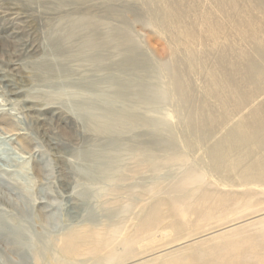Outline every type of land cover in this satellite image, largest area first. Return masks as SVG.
I'll return each instance as SVG.
<instances>
[{"label": "rangeland", "instance_id": "rangeland-1", "mask_svg": "<svg viewBox=\"0 0 264 264\" xmlns=\"http://www.w3.org/2000/svg\"><path fill=\"white\" fill-rule=\"evenodd\" d=\"M58 1L0 0V12L17 14L23 18L22 22L26 23V27L20 24V37L24 40L17 38L12 42L7 41L6 54L2 56L0 52V70H5L6 79L11 82L17 93L12 95L8 82H0V118L5 119V123H11L0 125V144L5 145L10 156L9 162L0 159V166L8 171V174L14 171L27 174L23 183L33 198L34 213L38 217L43 214V219L38 220L37 228L51 232L49 237L61 234L72 226L85 223L102 225L107 222V216L101 208L114 199L103 193L104 189L110 188L109 177L103 174L104 170L99 171L94 167L88 169V165H91L89 161L87 165V160L81 157L83 152H97L98 160L102 161V167L108 172L131 165L130 158L137 147L146 149L150 163L156 160V156L169 157L173 149L177 152H188L191 160L200 165L201 159L208 161L206 157L212 143L224 136L241 118L248 116L253 108L264 104V87L262 92L259 90L260 93L257 92L258 94L250 99L251 102L248 101L239 110L233 108L236 100L231 99L232 104L227 108L232 110L229 111L228 121L215 133V139L205 138V132H210L211 125L209 121L201 120L203 109L206 107L219 116H223L225 112L219 101L206 98V88L210 85L207 72L217 68L218 59V54L210 57L204 54L215 42L208 32L210 27L206 26V19L210 18L213 23L224 25L222 30L216 31L220 47L230 42L235 44L238 52L250 54L254 51V44L243 41L231 23L236 13L230 11L229 15L225 16L218 9L216 0L188 1L191 11L185 23L198 36L195 43H191V47L203 62L194 69H190L186 63V43L184 42L183 46L176 43L160 23L152 21L153 10L159 2ZM238 4L243 12V20L249 21L253 18L261 27L259 38L264 41V0H238ZM243 10L248 11L249 15L246 16ZM82 12L87 13L89 21L99 26L96 33H93L94 36H103L109 33L111 28L114 29L115 36L116 33L119 35L127 32L130 49L116 47L98 51L90 47L84 36L86 33L80 32L76 28L77 25L71 24L78 22ZM65 17L70 19L71 23L64 21ZM66 26L69 27L65 29ZM3 27L4 23L0 22V36ZM69 31L71 40L66 41L63 35ZM115 36L114 44H121L123 37L118 36L120 38L116 39ZM54 38L61 41L57 47L52 44ZM26 39L29 43H35L34 49L24 47ZM1 43L5 42L0 40V45ZM176 45L179 47L176 48ZM238 52L230 57L236 59ZM173 58L183 64L181 70L190 86L188 98L191 101L187 106L172 97L173 81L162 68L164 63ZM47 59L51 60L52 69L48 73H41L37 66ZM7 63L9 64L6 67ZM221 73L223 74L222 71ZM142 84L146 85L149 96L144 106L129 93V96L125 93L126 89H130L134 95L142 89ZM248 90L251 92L253 89L249 87ZM85 101L98 102L101 106L109 103L114 114L130 115L136 124L130 122L131 124H126L122 130L115 129L113 133L109 131L107 134H95L84 129L81 124H78V129L72 110L83 106L81 104ZM142 118L145 122L139 123ZM190 140L197 142V147L191 152L187 150ZM183 170L185 167L181 165L156 172L149 170L132 176L126 185L153 187L158 183L162 189H166ZM205 181L207 188L220 192H252L255 194L254 209L238 213L243 205L241 204L240 207L231 209L225 217L216 218L207 224L190 216L186 223L180 224L183 228L180 233H174L167 228L172 223H179L180 217L168 212L166 207L167 218L160 227L161 231L155 233V238L167 242L162 248L123 264H137L169 250L185 247L199 238L210 237L264 217V186L223 184L220 175L215 173L207 174ZM119 198L117 199L122 202L127 201L126 197ZM137 204H140L139 200ZM133 212L138 213V209L135 208ZM175 234L181 235L172 237ZM188 234L198 236L187 238ZM32 235H40V238H43L47 234ZM5 247L1 244L2 264H39L34 262L32 257L28 259L29 262L23 261Z\"/></svg>", "mask_w": 264, "mask_h": 264}, {"label": "bare ground", "instance_id": "bare-ground-1", "mask_svg": "<svg viewBox=\"0 0 264 264\" xmlns=\"http://www.w3.org/2000/svg\"><path fill=\"white\" fill-rule=\"evenodd\" d=\"M155 1L159 4L153 10L152 21L160 23L161 27L173 36L176 43L181 46L185 45L184 42L186 43V63L190 69L203 63L191 47V43L197 40L198 36L185 23L191 11L188 6L189 0ZM216 2L218 9L225 16L229 15L230 11L236 13L231 23L234 24L236 33L243 38V41L254 44V51L250 54L238 52L235 44L230 42L220 47L216 31L222 30L224 25L213 23L212 19L205 18L206 26L210 27L208 32L215 42L204 54L206 57L218 54L217 68L213 71H206L210 81V85L206 86V98L216 99L222 108H225L223 116L215 115L206 107L200 114L201 120L209 121L211 125L210 132H205V138L208 140L215 139V133L228 121L229 111L232 112L227 109L232 104L231 99L236 100L233 108L239 110L264 87V41L259 38L261 27L253 18L246 19L249 21L243 20L244 18L241 17L243 12L241 8L239 9L238 0H216ZM83 12L76 23H71L66 17L63 20H68L72 26L77 25L76 28L80 32L86 33L84 36L90 47L98 51L112 50L116 47L130 49L127 32L119 35L116 33L115 36L114 29L111 28L109 33H102L103 36L97 34L94 36L93 33H96L99 26L89 21L87 13ZM247 12L244 11L246 16L249 15ZM22 20L23 18L17 14L10 15L4 11L0 12V22L4 23L0 40L5 42L0 45L2 56L6 54L7 41L12 42L17 38L24 40L20 37L22 35L20 24L26 27V23ZM69 26L64 28L67 29ZM70 33L71 31L64 32L63 36L66 41L71 40ZM117 35L123 37L121 44H114V36L116 39L120 38ZM24 42V47L34 49V42L29 43L27 39ZM59 43H61L60 39L54 38L52 44L57 47ZM176 46V48L179 47V45ZM236 52H238L237 58L232 59L230 55ZM173 54L175 55V51ZM182 65L173 58L164 63L162 68L167 72V77L173 81L172 97L187 106L191 101L188 98L191 90L181 70ZM37 69L41 73L50 72L51 60L41 62ZM6 78L5 70L1 69L0 82L11 84ZM8 83L12 95H17L13 85ZM142 85V89L134 95L130 89H126L125 93L144 106L149 96L146 85ZM249 87L253 89L251 92L248 90ZM81 105L83 106H77L72 110L78 129L81 124L84 129L95 134H107L109 131L113 133L115 129L122 130L126 124H131L130 122L136 124L130 115L114 114L109 103L101 106L98 102L85 101ZM5 122V119L0 118V125L11 124ZM144 122L145 119L142 118L139 123ZM195 129L193 130L196 131ZM20 138L24 140L22 136ZM196 147L197 142L188 141L187 150L191 152ZM187 153L171 149L169 157L156 156V160L150 163L148 159L150 156L146 149L137 147L130 158L131 165L121 170L108 172L105 167H102V161L98 160L97 152H83L81 157L87 160V165L88 161L91 165H88V169L94 167L99 171L104 170L103 174L109 177L110 188L104 189L103 193L114 199L105 203L101 208L107 216V222L102 225L85 223L72 226L63 230L61 234L51 237L48 234L52 233L47 229L37 228L38 220L43 219V214L38 217L34 213L33 198L23 183L26 181L25 175L27 174L21 171L8 174V171L0 166V243L23 261H28L32 257L34 262L39 264H123L154 252L167 242L155 238V233L161 231L160 227L167 218L166 207L168 212L180 217L179 223H172L167 228L174 233H180L183 229L180 224L186 223L190 216L207 224L216 218L225 217L231 209H236L241 204L243 205L238 213L252 211L255 194L250 191L238 194L209 189L206 187L205 178L207 174L215 173L220 175L223 184L264 186V104L253 108L248 116L241 118L228 129L224 136L212 143L206 157L208 161L201 159L200 165L198 161L196 162L198 164H195ZM0 159L10 161L8 150L2 144H0ZM174 165L184 166L185 170L175 177L166 189H162L158 183L153 187L126 185L132 176L149 170L161 171ZM119 197H126L127 201L122 202ZM135 208L138 209V213L133 212ZM117 216L122 217L117 218ZM32 234L47 235L43 238L37 235L38 238H36ZM180 235L175 234L172 237L177 238ZM195 236L198 234H188L186 237L194 238ZM1 259L0 254V264L3 263ZM137 264H264V217L210 237L199 238L185 247L169 250L151 259L141 260Z\"/></svg>", "mask_w": 264, "mask_h": 264}]
</instances>
